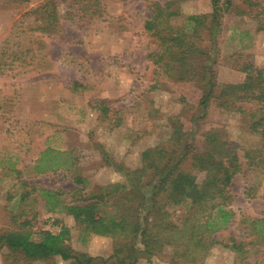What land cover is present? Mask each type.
Wrapping results in <instances>:
<instances>
[{
    "label": "rangeland",
    "instance_id": "374dc122",
    "mask_svg": "<svg viewBox=\"0 0 264 264\" xmlns=\"http://www.w3.org/2000/svg\"><path fill=\"white\" fill-rule=\"evenodd\" d=\"M244 1L233 0L218 22L208 18L210 30L194 36L188 16L213 15L211 0H0V237L26 219L35 239L67 227L77 253L96 264L117 263L112 256L131 243L88 234L64 205L81 197L77 188L89 198L111 183L131 187L128 172L142 169L143 152L167 145L181 126L202 149L209 132H221L238 145L242 164L230 186L234 222L215 236L243 246L217 245L202 264H264V246L249 245L251 220L264 219V153L253 152L254 167L246 159L261 138L248 130L246 115L214 99L207 110L199 106L210 70L223 84L243 82L247 62L264 68V0ZM157 2L179 11L170 24L184 27L193 43L186 54L177 49L159 64L148 54L163 42L145 29ZM48 149L53 159L43 160ZM197 177L202 182L205 173ZM44 191L54 194V204ZM171 252L137 264H172ZM0 264L30 263L2 245ZM31 264L72 262L58 257Z\"/></svg>",
    "mask_w": 264,
    "mask_h": 264
},
{
    "label": "trees",
    "instance_id": "16d2710c",
    "mask_svg": "<svg viewBox=\"0 0 264 264\" xmlns=\"http://www.w3.org/2000/svg\"><path fill=\"white\" fill-rule=\"evenodd\" d=\"M211 2L215 9L213 15L188 16L194 36L212 28L209 17L216 23L234 5L233 0ZM244 2L255 3L254 0ZM170 7L168 2L154 3L145 22L146 31L163 42L162 48L157 47L148 54L155 64L177 49L186 54L193 44L184 27L170 24L171 17L179 15L177 9L171 10ZM219 11L223 13L217 14ZM240 71L245 74L243 82L223 84L217 82L213 69L206 73L202 78L204 93L199 106L207 110L214 99L227 111L246 115L248 130L261 138L259 148L246 151L247 164L251 168L257 165L253 152L264 153V68L247 62ZM74 85L79 86V83ZM185 134L181 126H175L167 145L146 149L142 154V169L128 172L131 187L120 182L111 183L89 198L82 196L83 187L77 188L76 194L81 197L65 203L68 214L88 234L131 243L127 251L119 248L112 256L115 264H137L141 258L151 261L152 257L164 256L167 248L172 249L168 260L172 264H202L217 245L232 249L243 246V243H222L215 236L235 219L236 213L228 207L232 200L230 186L242 171L238 145L221 139V132L212 131L205 136V148L202 149L198 143L190 144ZM51 157L50 149L43 152V160ZM66 165H71L69 160ZM199 172L205 173L202 182L198 181ZM75 182L83 184L84 179L77 177ZM44 194L54 204V194L50 191H44ZM186 205L188 212L185 215L178 213L177 208ZM251 221V234L255 239L249 245L260 249L264 246V219ZM30 225L31 220L26 219L21 222L19 230L2 235L0 246L21 253L25 262L30 264L58 257L72 264H96V258L72 249L69 228L62 227L59 233L44 230L41 237L35 239L26 229Z\"/></svg>",
    "mask_w": 264,
    "mask_h": 264
},
{
    "label": "crops",
    "instance_id": "0c3cea01",
    "mask_svg": "<svg viewBox=\"0 0 264 264\" xmlns=\"http://www.w3.org/2000/svg\"><path fill=\"white\" fill-rule=\"evenodd\" d=\"M64 261V260H63ZM67 262V261H66Z\"/></svg>",
    "mask_w": 264,
    "mask_h": 264
}]
</instances>
